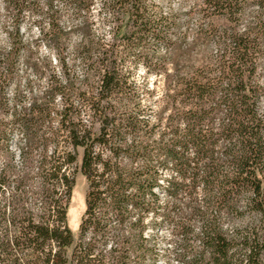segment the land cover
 <instances>
[{
  "label": "trees",
  "instance_id": "1",
  "mask_svg": "<svg viewBox=\"0 0 264 264\" xmlns=\"http://www.w3.org/2000/svg\"><path fill=\"white\" fill-rule=\"evenodd\" d=\"M5 1L13 43L0 61V84L18 52L21 13L34 8L30 0ZM93 1L66 3L87 15ZM145 2L101 0L114 27L105 41L83 23L76 51L83 82L75 86L60 58L65 82L51 76L45 97L14 115L26 143L20 169L10 159L0 170V264H145L154 261L163 224L177 264H264V0H197L196 41L213 39L217 53L195 69L177 58L176 74L164 71L158 111L140 105L121 67L153 36ZM50 18L56 42L63 33ZM57 94L62 107L52 127ZM78 168L88 188L73 242L66 208Z\"/></svg>",
  "mask_w": 264,
  "mask_h": 264
},
{
  "label": "rangeland",
  "instance_id": "2",
  "mask_svg": "<svg viewBox=\"0 0 264 264\" xmlns=\"http://www.w3.org/2000/svg\"><path fill=\"white\" fill-rule=\"evenodd\" d=\"M50 1L51 6L46 0H30L34 8L23 10L20 16L18 52L13 59L11 71L0 84L4 95V104L0 107V170L10 159L15 169H20V152L25 147L26 137L15 121L14 115L26 110L33 101L45 97L51 76L62 84L65 82L59 59H64L73 75L75 86L83 82L86 67L76 54L83 39L81 35L83 23L87 21L86 24L92 28L94 38L104 37L105 41L111 40L114 23L109 22L111 19L102 9L101 0L93 1L87 15L75 13L73 8L67 5L66 0ZM196 2L197 0H146L147 14L154 21L153 36L133 46L121 62L127 85L134 87V91L139 93L141 106L158 111V99L166 88L164 71L176 74L177 58H180L181 64L190 65L195 69L208 66L212 62V57L216 55L217 45L213 39L196 41L198 16L193 12ZM254 10V5L248 8V13L238 24L239 31L244 29ZM52 13L55 24L63 33L56 42L48 33ZM159 17H163V22L158 21ZM12 19L13 12L8 8L5 0H0V61L12 47ZM215 22L224 23L222 20ZM160 37H165L170 43L163 42ZM180 55L184 57H178ZM163 60H166V63ZM90 79L96 81L94 76ZM124 91L127 94V87ZM52 103L49 124L57 127L58 113L62 107V99L58 94L53 97ZM261 106L264 107V101ZM84 119L87 117L84 116ZM81 156L82 149L78 148V166ZM87 188L88 182L78 168L66 208L67 226L72 233L73 242L76 241L80 219L85 209ZM162 195L163 193H160V196ZM247 221L248 218L245 217L238 224L243 226ZM154 232L155 230L149 225L147 235H152ZM107 244L109 246L111 241L108 240ZM71 248L68 249V254ZM145 264H177L174 258L173 235L168 225L163 224L157 229L154 261L146 259Z\"/></svg>",
  "mask_w": 264,
  "mask_h": 264
}]
</instances>
